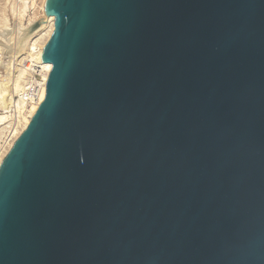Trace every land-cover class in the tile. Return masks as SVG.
Returning <instances> with one entry per match:
<instances>
[{"label": "water", "instance_id": "95a60500", "mask_svg": "<svg viewBox=\"0 0 264 264\" xmlns=\"http://www.w3.org/2000/svg\"><path fill=\"white\" fill-rule=\"evenodd\" d=\"M45 14V97L0 165V264H264V0Z\"/></svg>", "mask_w": 264, "mask_h": 264}, {"label": "bare ground", "instance_id": "6f19581e", "mask_svg": "<svg viewBox=\"0 0 264 264\" xmlns=\"http://www.w3.org/2000/svg\"><path fill=\"white\" fill-rule=\"evenodd\" d=\"M46 1L47 0H40L39 7H35L36 0H31L29 2L30 5L28 6H26L28 3L26 5L23 4L21 7H19V14L17 12L19 16V18H17L19 19V21L17 19L16 20L19 22V26L16 24L17 21H15V24L18 26V29H15V31H17V37L14 41L13 56L16 58V61L19 64L22 62H29L30 66H27L29 70L36 69L37 74L40 76L39 92L37 94V98H28V95L23 93L26 88L24 80L25 73L21 67H16L17 69H15L16 71L14 73L12 72L13 74H10V72H8L9 70L5 71L4 73L0 72L2 74L0 75V165L9 150L11 149V147L13 146L14 142L29 125L30 120L32 119L33 115L37 111L38 106L45 97V85L48 74L51 71V65L48 63H42V51L54 30V17L45 14ZM14 8H10L11 16L14 13ZM35 8H38L37 10H39L40 13L33 12L32 15L29 14L28 16L27 10H34ZM25 16H28V20H26L27 25L26 23H23V19ZM9 20L10 19L4 17L0 22V40L1 42H3L0 44L5 43L4 45L6 46L12 44L13 42L10 41V38L8 37V34L10 33L8 30ZM38 20L40 21L38 22L39 25L33 29V25ZM10 31L12 32L13 30L10 29ZM11 34L9 36H12ZM9 42L11 43L9 44ZM4 45H0V48L4 47ZM9 47L10 46H8V48L6 47L7 50L9 49ZM10 48L12 49V47ZM12 51L13 50L9 51V53ZM2 52L3 51H1V53ZM1 53L0 56L2 55ZM10 55L12 56V54ZM11 58L12 57H10L9 59L11 60ZM2 59L3 57H1L0 62H2ZM10 60H8V62ZM8 66H10L8 67L10 69L11 64ZM4 68L5 67H3L2 69ZM11 107L14 108L13 117H11L9 114L11 111Z\"/></svg>", "mask_w": 264, "mask_h": 264}, {"label": "rangeland", "instance_id": "374dc122", "mask_svg": "<svg viewBox=\"0 0 264 264\" xmlns=\"http://www.w3.org/2000/svg\"><path fill=\"white\" fill-rule=\"evenodd\" d=\"M6 1H7V3H6ZM23 1H25V2H23ZM26 1H27V2H26ZM30 1H31V0H20V1H19V0H0V22H1V20H2L4 17L10 19V20L8 21V30H9V32H10V33L8 32V33H9V34H8V37L10 38V41H13V42H12L13 45L10 44L11 42H9L10 45H7V46L4 45L5 43H4V44H0L1 46L4 45V47L0 48V53H1V51H3V52L1 53L3 56H2V55L0 56V60H1V57H3V59H2V62H0V63H1L2 66H3V64H4L3 67L7 68V69L4 68V69H5V70H4V69H2L3 67L0 65V66H1V67H0V69H1L0 72H1V73H4L5 71H8V70H9L8 72H10V74H13V73L16 71L15 69H17L16 67H21V68L23 69L24 73H25V78H26L28 72L30 71V70L28 69V67H26V65L30 66V65H29L30 63H29V62H28V63H27V62H22V63L19 64V63H17L16 58L13 56V55H14V41H15V38L17 37V35H16V34H17V33H16L17 31H15V29L17 30V29H18L17 27L19 26V25H18V23H19V22H18V21H19V19H18V18H19V16H18V14H19V12H18V11H19V7H21L23 4L26 5L27 3H28V4H27L26 6L30 5V4H29ZM39 6H40V0H36V6H35V7H39ZM2 7H3V8H2ZM4 7H5V8H4ZM11 7H13V8L15 7L14 10H13V11H14L13 15L15 14L14 16H13V15H12V16L10 15V13H11V12H10V8H11ZM37 9H38V8H35L34 10H31V9H30V10H27V15H28V16H29V14L32 15L33 12H38V13H40L39 10H37ZM15 12H16V13H15ZM17 12H18V14H17ZM1 13H2V14H1ZM1 15H2V16H1ZM38 15H39V14H38ZM28 16H25L24 19H23V23H26V25H27V21H26V20H28ZM12 17H13V19H12ZM17 17H18V18H17ZM1 18H2V19H1ZM16 19H17L18 21H17ZM12 20H14V21H12ZM39 20H41V19H39ZM39 20L33 25V29L36 28V27L39 25V23H38V22H40ZM11 21H12V22H11ZM15 21H17L16 24H17L18 26L15 24ZM10 22H11V23H10ZM9 25H10V26H9ZM13 25H14V26L16 25V26L14 27ZM10 29L13 30V31L11 32ZM11 33H12V34H11ZM10 34H11L12 36H9ZM11 39H12V40H11ZM0 43H3V42H1V40H0ZM1 46H0V47H1ZM8 46L12 47V49L9 47V49H8L9 51L13 50V51L10 52V53H9V51L7 50ZM6 47H7V48H6ZM5 49H6V50H5ZM10 49H11V50H10ZM4 50H5V51H4ZM7 51H8V53H7ZM6 54H7V55H6ZM10 54H12V56H11ZM8 56L12 57L13 59L15 58L14 61H13L12 58H11V60H10V59H9L10 57H8ZM4 58H5V59H4ZM6 58H7V59H6ZM8 60H10L9 62H10V64H11V68H10L11 71H10V69L8 68V67H10V66H8V65H10L9 62H8ZM5 62H6V63H5ZM2 63H3V64H2ZM6 65H7V66H6ZM29 68H31V67H29ZM26 69H27V70H26ZM3 70H4V71H3ZM25 70H26V71H25ZM31 70H33V69H31ZM12 72H13V73H12ZM1 73H0V75H2ZM36 73H37V72H36ZM24 80H25V79H24ZM13 109H14V108H12V107H11V109H10L11 111H10L9 114H10L11 117H13V115H14V110H13ZM12 111H13V112H12ZM12 113H13V114H12Z\"/></svg>", "mask_w": 264, "mask_h": 264}, {"label": "built area", "instance_id": "2783aa9c", "mask_svg": "<svg viewBox=\"0 0 264 264\" xmlns=\"http://www.w3.org/2000/svg\"><path fill=\"white\" fill-rule=\"evenodd\" d=\"M28 65H26L27 67ZM40 76L36 73V69L30 70L25 78V91L24 94L28 95V98H37L39 92ZM13 112V111H12ZM13 114V113H12Z\"/></svg>", "mask_w": 264, "mask_h": 264}]
</instances>
